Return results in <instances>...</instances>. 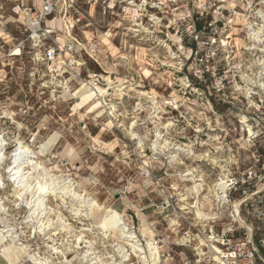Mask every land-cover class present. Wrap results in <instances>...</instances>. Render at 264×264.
<instances>
[{
  "label": "rangeland",
  "instance_id": "1",
  "mask_svg": "<svg viewBox=\"0 0 264 264\" xmlns=\"http://www.w3.org/2000/svg\"><path fill=\"white\" fill-rule=\"evenodd\" d=\"M43 1L0 0L1 221L19 249L47 264H89L96 256L120 262L114 253L119 240H107L98 229L112 208L143 247L146 222L163 264H194L192 248L173 244L181 238L172 232L174 209L186 206L182 200L203 176L208 190L200 206L211 211L216 176L232 170L226 164L238 160L248 167L256 148L264 156V106H258L264 101V0H73V8L60 5L46 19ZM199 6L206 8L203 21L222 20L206 34L218 33L211 55H194L193 43L184 39L196 28ZM231 18L234 24L224 27ZM57 46L62 51L49 60V48ZM248 89L256 95L248 97ZM246 125L257 139L248 141ZM157 134L174 149L155 151ZM20 145L42 168L41 176L26 169L30 182L36 185L45 172L56 181L45 215H33L32 222L5 170ZM177 147L194 155L180 152L172 162ZM193 170L197 179L181 178ZM64 185L102 209L81 207L88 217L75 215L79 200L59 194ZM41 221L49 226L45 233ZM87 249L96 254L88 257ZM134 259L130 264H139ZM28 260L21 254L16 264ZM0 264L8 263L0 256Z\"/></svg>",
  "mask_w": 264,
  "mask_h": 264
},
{
  "label": "built area",
  "instance_id": "2",
  "mask_svg": "<svg viewBox=\"0 0 264 264\" xmlns=\"http://www.w3.org/2000/svg\"><path fill=\"white\" fill-rule=\"evenodd\" d=\"M73 4V0H44L43 17L46 19L52 16L60 5L68 9L73 8ZM201 7L199 6L197 13L199 16L194 18L196 28L187 29L184 34V39L193 43L192 53L197 56L211 55L210 45L216 44L218 33L216 30L215 35L209 38L206 34L209 29H216L219 27L217 25L222 23V20H213L210 23L203 21L206 8L202 11ZM212 17L216 18L213 15ZM232 24L234 20L231 18L224 22L223 26L228 28ZM210 33L212 34V31ZM69 47L72 50V46ZM61 51L59 46L49 48L48 59H55ZM259 104V107L264 106V101ZM247 117L245 114V119ZM252 136L248 135L249 141L250 138H258ZM226 165L227 169L232 170L216 176L217 180L212 187L211 211L203 210L207 217L197 218L196 210L201 206L194 207L198 199L194 192L187 201V209H174L178 220H175L177 224L172 225V232L174 231V236L181 235V238L180 243L173 244L192 248L195 253L194 264H264V156L256 148L252 152V161L248 167L242 168L238 160ZM187 178L191 179V176ZM197 180L203 184L200 197H204L208 183L203 176ZM236 205H239V212L235 209ZM254 207L261 209L260 212L259 209L254 212ZM181 212H184V215H181ZM159 241L164 242L161 239Z\"/></svg>",
  "mask_w": 264,
  "mask_h": 264
},
{
  "label": "bare ground",
  "instance_id": "3",
  "mask_svg": "<svg viewBox=\"0 0 264 264\" xmlns=\"http://www.w3.org/2000/svg\"><path fill=\"white\" fill-rule=\"evenodd\" d=\"M132 5H134V2ZM131 11H133V10H131ZM133 12L136 15H139V11L137 9L134 10ZM136 15H134V17ZM249 28H250V26H249ZM258 28L260 29L262 27H258ZM260 32L261 31L253 34L254 35V41H256V42L260 41L259 38H261V36L258 37V34H260ZM19 54H20V51H16L15 55H19ZM258 63H260V61ZM245 80H247V79H245ZM249 80H252V79H249ZM252 81H251V83H253ZM254 83H255V80H254ZM247 87H249V86H247ZM263 87H264V85H263ZM97 89H98L100 94L104 95L105 91L103 89H101L99 87ZM90 90H92V88L86 89L84 91V93L88 92ZM250 90L251 89H248L246 91L248 97H250V95H256L255 93H251ZM176 101L177 100H175V103H176ZM155 104H157V103L155 102ZM242 123L244 124L247 122H246V120H243ZM245 127H248V132L250 134V137L252 135H254V133L252 132V129L249 125H246ZM160 139H161V135L157 134L156 140L153 143L155 151L158 150L159 152L164 154L165 151H170V150L174 149V148L170 147V145H171L170 142H165L162 145L160 143ZM2 142H3V140L0 137V170L4 169L5 159H6L5 152H4L5 148L3 147ZM18 143H20V142H18ZM185 149H186L185 147L184 148L183 147L182 148L177 147L175 149V152L171 153L170 158L172 159V162H176L178 160L179 157H178L177 153H180V152L185 153L188 156L194 155V153L190 150L191 148L187 149L188 151ZM29 154H31L30 149L26 146L20 145L19 148H17L15 153L12 155V160H13L12 163L10 165H8L5 170H6V174L9 177V182L13 185V187L15 189L13 191H15L14 193H16V197H18V199L23 200V202L26 204V206H25L26 208H30V212H32V215H31V222H32L33 221V218H32L33 215H38V216L39 215H45V212H46L45 198L49 197L53 194H56L55 193V188H56L55 182L56 181L53 179V176H49L45 172L44 176H46V177H42V180L37 181L36 185H33L34 182H30L33 179V177H31L32 179L29 180L30 178L27 175L29 174V176H30L31 173L26 172V169L29 168V171L32 170L33 173H37L39 176H41L42 173L40 171L42 168H41V165L39 162L32 161V159H35L33 156L30 157V159H26L29 157ZM200 160H202V159H200ZM43 172H44V170H43ZM194 173H195V170L188 171L185 174L180 173L181 174L180 176H181V178L182 177L187 178L188 176H191L192 180H193V178L197 179L196 178L197 176H194ZM47 176H49V178H47ZM1 177L2 176L0 174V188H4V184L2 182ZM195 182H198V180H196ZM202 186L203 185L201 183H199V184L194 185L192 188L195 190L196 196L198 197L194 207L201 205L200 201H199V197L201 196V193H202ZM27 193H30L31 199L26 196ZM58 193L63 194L64 197H70V198L72 197V198H75L76 200L77 199L79 200L80 205H79V207H77L78 209H75L77 211L75 215H77V216L88 217L87 215H84L82 213L83 211L81 210V207L84 208L87 206L89 212H92L94 209H96L97 211L102 209V205L98 204L96 201L90 200L89 198L87 199V198H85V196L79 195L78 193L74 192V190L72 189V186H70V185H66V186L64 185L63 187L61 186L60 188H58ZM182 201L184 203L187 202L186 199H183ZM187 204L188 203H186V206H184V207L181 206V208H183L184 210L187 209ZM235 209L237 212H239V205H236ZM3 210H5V208L3 206V203L1 204V201H0V211H3ZM108 211H109V214H107V216H105L102 219V221L99 223L98 229L101 231V234H103V236L107 240H109L112 236L119 240L118 245H117L118 249L115 250L114 253L120 257L121 261L118 262V260L115 259L114 256H110L107 259V261L104 262L101 259H97L96 258L97 256H96L93 260L92 259H91V261L89 260L90 261L89 264H128V263L130 264L132 262V260H131L132 256L138 260L139 264H163L164 263L162 261V254L160 251V247H159L158 243L156 242V238H153V236H152L153 234L149 235L148 231L145 232V230L147 229L146 228V226H147L146 222H144L142 220V232L141 233L144 236V239H145L144 243L146 245L145 247H143V245H142L143 242L141 243V240L138 239L136 234L131 231L132 229L130 230V228L128 227V224L125 222V220H124L125 216L122 215L121 213H119L118 211L113 210L112 208H109ZM196 216L198 219H204L208 215L206 213H204L203 208H197ZM140 219H142V218H140ZM46 224H47V222L41 221L43 233H45V231L49 228V226H46ZM129 226H133V224L129 225ZM65 227L66 226H64V228ZM64 228H63V230H65ZM55 231H57V230L55 229ZM13 234L14 233L12 232V229H9V226L6 225L4 222H2L0 219V256L2 258H4L8 264H16L17 262H19L21 254H25L26 258L29 259L28 261L30 264H47V260H45V258L42 259L41 261L37 260L34 255H32L30 252L27 251V249H25V247H24L25 250L19 249L17 247L18 245H15L16 239L13 237L14 236ZM56 234H58V233H56ZM80 239L81 238L79 237L77 240L80 241ZM53 242H54V240H53ZM121 243L124 245H122ZM127 247H129V249ZM48 248H50L52 250V252L54 251L55 253H58V248H56L54 246L48 247ZM87 251H88V249H87ZM110 252L111 251H109V253ZM109 253H108V255H109ZM94 254H96V252H92V249L87 252L88 257L89 256L92 257V255L94 256ZM135 259H134V261H135ZM95 260H98V261L95 262Z\"/></svg>",
  "mask_w": 264,
  "mask_h": 264
},
{
  "label": "trees",
  "instance_id": "4",
  "mask_svg": "<svg viewBox=\"0 0 264 264\" xmlns=\"http://www.w3.org/2000/svg\"><path fill=\"white\" fill-rule=\"evenodd\" d=\"M200 28V27H199Z\"/></svg>",
  "mask_w": 264,
  "mask_h": 264
}]
</instances>
